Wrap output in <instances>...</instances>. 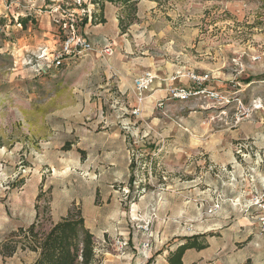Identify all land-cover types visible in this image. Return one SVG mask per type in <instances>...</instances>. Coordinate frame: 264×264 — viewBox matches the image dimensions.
<instances>
[{
  "label": "rangeland",
  "instance_id": "374dc122",
  "mask_svg": "<svg viewBox=\"0 0 264 264\" xmlns=\"http://www.w3.org/2000/svg\"><path fill=\"white\" fill-rule=\"evenodd\" d=\"M41 1L44 37L0 7V264L36 258L1 252L20 227L78 213L93 264H165L200 233L197 264H264V0H104L106 24ZM70 23L89 49L62 51Z\"/></svg>",
  "mask_w": 264,
  "mask_h": 264
},
{
  "label": "trees",
  "instance_id": "16d2710c",
  "mask_svg": "<svg viewBox=\"0 0 264 264\" xmlns=\"http://www.w3.org/2000/svg\"><path fill=\"white\" fill-rule=\"evenodd\" d=\"M105 1L135 8L139 0ZM91 2L96 4V8L91 12V22L104 23V0ZM14 235L19 237L1 244V252L5 256L12 255L20 247L37 251L36 258L30 264H93L95 261L93 233L79 213L54 222L47 232L35 230V224L31 223L26 228L20 227ZM208 246L209 242L204 233L187 236L169 251L166 264H185L183 258L188 250L200 251ZM243 264L254 263L248 258Z\"/></svg>",
  "mask_w": 264,
  "mask_h": 264
},
{
  "label": "built area",
  "instance_id": "2783aa9c",
  "mask_svg": "<svg viewBox=\"0 0 264 264\" xmlns=\"http://www.w3.org/2000/svg\"><path fill=\"white\" fill-rule=\"evenodd\" d=\"M90 15V13H89ZM69 34L65 40V46L63 47L62 51L69 53L72 50H76V49H89L90 46V42L85 39L83 36H78V34L75 31L74 28V24L70 23L69 24ZM60 60L57 59L56 60V64H59ZM154 77L152 74L150 73H145L139 77H137L135 79V89H136V93L138 94V97L140 100L143 99V94L144 92L151 86V84L153 83ZM172 94L175 95V90L172 89ZM135 112H138V109L135 110ZM260 202V201H259ZM258 206L260 207L261 211L263 214L259 215L258 220L259 223L261 225L262 231H264V201L258 203ZM219 208V203H213L210 208H209V212L212 211H216ZM148 244L146 243L144 245V248H147ZM119 247H122V243L119 244Z\"/></svg>",
  "mask_w": 264,
  "mask_h": 264
},
{
  "label": "crops",
  "instance_id": "0c3cea01",
  "mask_svg": "<svg viewBox=\"0 0 264 264\" xmlns=\"http://www.w3.org/2000/svg\"><path fill=\"white\" fill-rule=\"evenodd\" d=\"M24 1L26 2V5H24L22 3V6H21L24 9L20 7L19 8V12H16L17 11V5H18L16 0H12L10 3H7L6 0H0L1 13L8 14L9 13L8 11L10 10V12H12V13L16 12V14L21 15V16H23V15L31 16V18L35 19V22H33V25L36 27V29L39 32V34H41L44 37L45 33L49 32L46 29V27L48 26V23H49V26H50V22L49 21L47 22L46 19H45L46 15H47V11H45V12H42V10L38 11V12L36 11L37 10L36 7L42 6L41 3H43V1H41V0H31V1L24 0ZM29 2H31V3H29ZM109 8L110 7L107 4L104 6V17L107 19V22H105V24L108 23L109 17L112 16L111 10L109 11V15L107 14V11H108ZM116 22H117V20H116ZM43 41H45L44 38H43ZM210 246L211 245L209 243V246L207 248H205V249H202L200 251L194 250L195 253L198 255V257L195 258V257H193L195 254L194 253H190L189 256L190 257L192 256L193 258H190V260L187 263H185V264H190L191 262H195V264H197L198 263L197 260L201 257L200 254L202 252H204L205 250H207L208 248H210ZM192 251L193 250H188L186 253L192 252ZM186 253H185V255H186ZM165 264H166V261H165Z\"/></svg>",
  "mask_w": 264,
  "mask_h": 264
}]
</instances>
